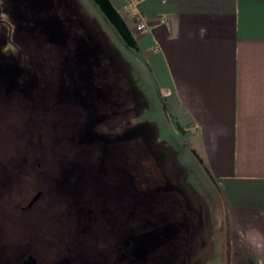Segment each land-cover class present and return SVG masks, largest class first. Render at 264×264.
<instances>
[{"label":"rangeland","instance_id":"1","mask_svg":"<svg viewBox=\"0 0 264 264\" xmlns=\"http://www.w3.org/2000/svg\"><path fill=\"white\" fill-rule=\"evenodd\" d=\"M87 11L75 0H0V264L29 254L38 264H159L157 253L162 264H251L180 131L130 96L122 49ZM98 205L110 227L75 223ZM126 209L135 223H120Z\"/></svg>","mask_w":264,"mask_h":264},{"label":"crops","instance_id":"2","mask_svg":"<svg viewBox=\"0 0 264 264\" xmlns=\"http://www.w3.org/2000/svg\"><path fill=\"white\" fill-rule=\"evenodd\" d=\"M75 1L122 49L139 106L180 131L243 254L264 264V0Z\"/></svg>","mask_w":264,"mask_h":264},{"label":"flooded vegetation","instance_id":"3","mask_svg":"<svg viewBox=\"0 0 264 264\" xmlns=\"http://www.w3.org/2000/svg\"><path fill=\"white\" fill-rule=\"evenodd\" d=\"M36 22H37V19L36 20H34V24L36 25ZM41 23H43V21H40ZM45 24V23H44ZM42 24L40 25V26H38V28L40 29V33L43 31V30H45L44 29V26H42ZM41 27V28H40ZM24 31H28V33H26V35H31V34H34V32H35V30H34V28H29V26H26L24 29H23ZM43 33V32H42ZM42 33L39 35V36H42ZM44 34V33H43ZM45 35V34H44ZM43 35V36H44ZM32 38H30V40H31ZM32 41V40H31ZM31 47H33V46H31ZM28 50H30V49H28ZM129 94H130V96H133L132 95V90H129V92H128ZM104 159V158H103ZM104 160H106V159H104ZM95 163V162H94ZM108 163V162H107ZM96 167H97V165H95ZM95 168V167H94ZM95 172V171H94ZM103 174V173H102ZM104 175V174H103ZM128 175V174H127ZM94 177H95V175H94ZM104 181H105V179L104 178H102ZM128 180V179H127ZM94 182H95V178H94ZM133 183V182H132ZM131 183V184H132ZM112 184H114L113 183V181L111 182V184L109 185V186H111ZM0 185H3V179H1V182H0ZM141 189H143V188H139V190H141ZM136 190V189H135ZM39 195H40V193H38ZM143 194H141V196H142ZM128 196L129 195H126V196H122V197H120V199H119V201H121V205H122V201H124L125 203L126 202H128V204L130 205V206H128V207H126L127 209H129L130 207L131 208H135V206H134V203L131 201V197H132V195H130L131 197L129 198L130 199V201L127 199L128 198ZM35 196H33L31 199H30V201L27 203V205L26 206H22L21 207V210H27V209H29V208H31L32 206H33V204L36 202V200L37 199H35V200H33V198H34ZM95 200L97 201V203H99V202H102V200H103V198L101 197V194H97V195H95ZM32 202V203H31ZM29 203H31V205H29ZM111 205H114V203L112 202V203H110ZM109 204V205H110ZM136 205L138 206L139 204L138 203H136ZM114 207V206H113ZM98 209H99V212L97 213V215H93L92 217H91V219H89V220H87L86 222H84V220L83 221H77V222H75V223H108V226L110 227V223H113V220H111L112 219V216L110 217V215L109 214H107V215H105L104 214V211H105V209H104V207L103 208H101L99 205H98ZM127 209H126V211H125V213H121V221H120V223H135L134 221H130V218H129V216L128 215H126L128 212H127ZM88 213H90L91 211H92V208H89L88 210ZM130 212V211H129ZM34 215V214H33ZM92 215V214H91ZM104 215L105 216H107L108 217V219H106V221H105V219H104ZM106 217V218H107ZM120 218V217H119ZM18 218H13V221H17L18 222V220H17ZM12 221V222H13ZM136 221V220H135ZM137 221H139V220H137ZM56 222H58L57 220H56ZM5 223H10V221L8 220V221H6ZM48 223H52V225H53V223H55V222H53V220L51 219ZM60 223H67V222H64L63 220H62V216H61V221H60ZM71 223V222H70ZM72 223H73V221H72ZM117 223H118V221H117ZM139 223H141V221H139ZM18 224L19 223H12L11 224V226L12 227H14L16 230H17V227L16 226H18ZM6 231H8V229H6ZM9 233L10 232H5L4 234H6L7 236L5 237L6 239H15L16 237H14V236H16L15 234H12L13 236V238H10V236H9ZM17 235H18V232H17ZM87 240H89V239H87ZM86 243L87 244H89V242L88 241H86ZM86 244V245H87ZM86 245H85V247H86ZM94 247H95V245H94ZM93 250H95V249H93ZM139 254V252H136L135 253V257H137L138 258V255ZM29 256H33V255H31V254H29V255H27L25 258H20L15 264H24V262H25V260L29 257ZM157 256H158V263L159 264H162V262H163V258H162V254H159V253H157ZM33 257H35V256H33ZM36 258V257H35ZM37 261V260H36ZM162 261V262H161ZM77 262V264H81L79 261H76ZM37 264H38V262H37ZM60 264H68V260H66V259H64V261L62 260L61 261V263ZM108 264H116V262H115V259L114 258H111L110 260H109V262H108Z\"/></svg>","mask_w":264,"mask_h":264},{"label":"built area","instance_id":"4","mask_svg":"<svg viewBox=\"0 0 264 264\" xmlns=\"http://www.w3.org/2000/svg\"><path fill=\"white\" fill-rule=\"evenodd\" d=\"M123 1L131 7H136L137 3L140 0H123ZM158 19L164 21L166 20V15L160 14ZM135 28L137 32L140 34H145L149 31V26L147 24V21L140 14H137L135 17Z\"/></svg>","mask_w":264,"mask_h":264},{"label":"water","instance_id":"5","mask_svg":"<svg viewBox=\"0 0 264 264\" xmlns=\"http://www.w3.org/2000/svg\"><path fill=\"white\" fill-rule=\"evenodd\" d=\"M38 196H39V194H37V195L33 198V200L37 199ZM31 203H32V202H31ZM31 203H29V205H31ZM24 264H37V263H36V259H35V257H33V256H29V257L25 260Z\"/></svg>","mask_w":264,"mask_h":264}]
</instances>
